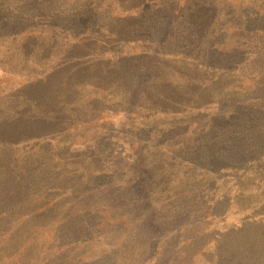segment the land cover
I'll list each match as a JSON object with an SVG mask.
<instances>
[{"label":"rangeland","instance_id":"obj_1","mask_svg":"<svg viewBox=\"0 0 264 264\" xmlns=\"http://www.w3.org/2000/svg\"><path fill=\"white\" fill-rule=\"evenodd\" d=\"M114 1L0 0V264H264V222L233 235L264 221V0H213L220 19L199 25L217 46L160 65L196 0H172L160 30L154 10L141 69L93 66L124 106L78 87L100 73L85 61L115 50L95 28ZM87 27L95 40L81 44ZM211 164L215 182L191 171ZM22 169L19 183L4 176ZM117 216L140 219L126 231Z\"/></svg>","mask_w":264,"mask_h":264},{"label":"trees","instance_id":"obj_2","mask_svg":"<svg viewBox=\"0 0 264 264\" xmlns=\"http://www.w3.org/2000/svg\"><path fill=\"white\" fill-rule=\"evenodd\" d=\"M171 1L172 0H138L137 2H132L131 0H115L114 2H112L111 6L108 7L106 6V11H107L106 14L104 17H102L100 21L99 19L95 20V22H98L95 28L98 29V31L104 32L106 34V37L109 36L112 38V42H113L112 44L114 45L115 50L109 52V46L106 43V47L100 51V54L97 55V58L93 60H86L85 63H89V67H92L91 71H93L94 73H98V72L100 73L89 75L84 79V81L82 82L83 84H79L78 87L83 85L85 88H93V90H95L96 92L93 94V97H100L101 94L107 95L106 100L110 98L108 101L114 102L120 106H124L127 101V99L124 97H126L127 94L125 93L122 94V92L112 93L113 89L111 87H113V85L109 84L110 86H105L106 83L103 81L101 82V80H103L102 77L103 75L101 74L102 70L99 69V71H95L94 67H96L97 65L98 66L102 65V67H104L105 69V72L108 71L112 75L113 74L116 75V77L119 76L117 72H120L122 68L125 67L128 69L126 71L129 72L132 71L134 72L137 71L138 69H141L143 67L141 64V60L143 61L149 58V54H150L148 47L143 46L146 43V41H148L147 37H149L148 30L146 29L145 26L146 20L150 21V19L148 18L149 15L154 10H157L155 14V19L156 22L158 23L157 26L159 27L160 30V22L164 19L163 17H165L166 14H168L167 8H168V4ZM97 7L99 8L100 6L98 5ZM100 9L102 8L100 7L97 11H99ZM210 14L212 15L213 23L220 19L219 12H217L214 9L213 0H196L194 2L192 1L190 10L183 13H178V15H176V20H175L176 25H175L173 37L170 39V41L165 40L163 42H160L161 45H164L165 42L167 41H169L170 44L168 43L165 46L164 52L160 54L161 57L158 60V65H160L163 62H166L165 61L166 58L170 56L173 57L184 56L186 58H189L191 55H193L191 52V48L193 47L195 51H199L200 46L203 45L204 43H207L210 47V51H212V49L215 46H217V42H214V40H212L217 34L216 33L217 31L213 30L212 32H210V29H207V24L205 23L199 25L200 22H207L210 18ZM169 19L170 20L173 19V23H174L175 14L171 15ZM178 23H179V28L177 26ZM172 26L166 28V32L165 34H163L164 36L169 33V30L172 28ZM95 28L87 27L84 30V32L76 36L75 39H77L78 42H81V44L88 43L89 41H94L95 39L94 36H92V34ZM223 28L224 26L220 27L218 31L222 32ZM197 38H201L202 42L200 44L198 43L197 45H195V41H198ZM206 38L213 41V43L209 44L208 42H203V40ZM217 50L223 52L224 48L222 46ZM79 60L82 61L83 59H79ZM109 60H113L112 63H110ZM105 61H108L109 63ZM81 63H84V61H82ZM108 101L106 102L108 103ZM103 102L105 101L103 100ZM29 117L30 116H25L24 119H29ZM54 119L55 120L52 122L45 121V124L49 127L55 121H56L55 124H57V119L56 118ZM259 128L260 130H259L258 138H262L264 134V126H260ZM20 141L22 140H19L16 143H19ZM256 142L263 143L264 140L258 139V141ZM4 144H9V143L1 144L0 152L5 149V146H9ZM228 147L231 148V144H229ZM258 160L259 158L256 161ZM254 163L255 162H253V164ZM196 169L198 170L201 169V171H203V175L210 176L209 179L210 181L213 182L216 181L219 171H217V169L214 168L212 164L210 167L206 168L209 171L206 174L204 172L206 170H203L202 168H197L196 166H193L191 168V171H195ZM226 170H230V168H226ZM99 172L100 173L96 174V176L103 174L104 170L102 171L99 170ZM190 173H196V172H190ZM13 174L11 172L4 173V176L8 181L12 182L13 184H16L21 182L23 176H26L29 173L27 172L26 169H22L21 171H15ZM209 180L206 179V181ZM114 184H115L114 182H110L108 184H105L104 186L108 185V188H111L114 186ZM90 191L91 189H85V193H88ZM10 193H12L11 190L7 191L6 197L9 196ZM216 197L217 195L214 193L213 197L209 201L210 202L213 201ZM103 203L105 204H102L100 206L101 209L105 206L114 207V205L112 204H108L106 202ZM4 204L5 203L3 201L1 206ZM121 207H124V204H118L117 207L115 208L120 209ZM129 216H131V214H129ZM121 219H124V217L122 216L121 218H119L117 216L110 218L109 222L113 223L114 225L120 224L119 226L124 228L126 231H134L136 226V221L140 219V217L136 218L135 221H128L126 219L122 221ZM116 221H120V223ZM261 222L264 221L245 219L241 222L240 226L237 228V231L234 232L233 235H238L237 232L243 230L244 231L255 230L261 226L260 224ZM189 225L190 224L187 223L180 224L178 231H182ZM195 226L196 224L193 223H191V226H189L192 232ZM194 233L191 237H188L185 240H181V243L185 244L188 241L193 240V236L197 234ZM149 239L153 240V238H149Z\"/></svg>","mask_w":264,"mask_h":264}]
</instances>
